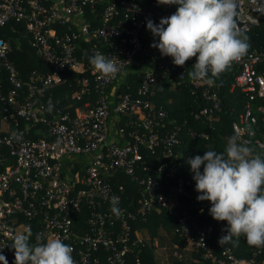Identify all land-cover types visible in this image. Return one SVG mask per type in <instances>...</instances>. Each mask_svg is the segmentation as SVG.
I'll use <instances>...</instances> for the list:
<instances>
[{
	"label": "built area",
	"instance_id": "built-area-1",
	"mask_svg": "<svg viewBox=\"0 0 264 264\" xmlns=\"http://www.w3.org/2000/svg\"><path fill=\"white\" fill-rule=\"evenodd\" d=\"M98 1L0 0V30L7 26L14 31L10 24L22 25L34 56L49 68L42 74L32 71L27 82H20L8 60L10 45L0 37V255L6 257L7 264H14L12 238L24 225H31L30 244L35 243L38 232L57 235L74 249L75 264H129L133 249L144 246L135 230L137 224L150 213L163 210L175 218L174 233L182 238L180 244L174 245V258L181 259V252L190 247L212 264H256L253 258L236 259L228 247L219 243L227 234L226 221L219 224L216 232V244L222 249L218 258L205 230H191L185 224V214L179 215L162 193L165 186L171 188L170 184L180 191L188 185L172 164L163 162L153 168L149 163L140 167L143 176L136 175L143 159L141 150L155 157L160 154L163 161L175 158L171 148L181 139L177 130H154L163 126L165 115L150 102V87L165 77L168 69L182 72L187 65L176 66L171 57L162 56L152 44H141L147 21L159 24V0H153L147 10L138 0H108L100 26L92 28L84 14L92 11ZM237 12V24L247 33L264 19V0H238ZM62 27L73 29L60 32ZM80 39L102 41L105 50L93 48L92 55L99 51L109 58L116 56L124 61L123 71L132 65L143 74L135 96L117 91L124 84L123 71L115 78L101 79L89 61L82 66L74 56L75 43ZM136 54L154 61L155 67L140 64L134 59ZM263 63L264 48L247 52L230 67L237 69L231 89H239L245 98L231 130L239 135L240 142L261 151L264 134H260L258 126L264 123V75L258 72V66ZM82 72L87 75L76 80V106L70 112L65 108L48 111L40 97L63 85L68 73ZM200 83L189 80L194 90ZM200 94L205 105L193 114L195 121L210 119L219 109L220 98L213 85L206 84ZM255 101L262 104L253 106ZM132 114L139 117L128 120L132 131L127 135L123 129L109 131V121ZM38 126H43L45 133L30 138ZM160 148L164 149L159 153ZM261 157L264 159V154ZM79 158L85 161L83 167H79ZM116 173L137 185L136 207L133 201L127 202V208L123 206L119 193L113 191L111 178ZM183 193L190 197L188 191ZM113 196L119 197V218L110 210ZM133 263L139 264L136 258Z\"/></svg>",
	"mask_w": 264,
	"mask_h": 264
},
{
	"label": "trees",
	"instance_id": "trees-1",
	"mask_svg": "<svg viewBox=\"0 0 264 264\" xmlns=\"http://www.w3.org/2000/svg\"><path fill=\"white\" fill-rule=\"evenodd\" d=\"M152 1L153 0H138V2L143 3L145 10L149 9V4ZM107 4L108 0H100L94 5L92 11L87 10L85 12V20L92 28L100 26L102 9ZM177 7L176 5L159 3L156 8V19L160 21L161 18L170 17L175 13ZM114 23H116V20ZM10 26H12V29H14L16 33L10 32V27L8 28L6 26L4 29L0 30V37L4 38L10 45L8 60L17 71L18 80L20 82H27L29 79L28 76L32 71L41 74L49 72V68L34 56L33 49L29 44L28 35L22 30V25L13 23L10 24ZM70 29L66 30L65 27H62L60 28V32L70 31ZM245 34L249 37L248 42L250 47L248 52L258 51L264 48V19L257 25L252 26ZM15 38H18L17 44L13 43V39ZM140 41L141 44L146 47L154 42L158 43L159 38L154 37L150 31L146 30L145 26ZM93 48L105 50L103 42L96 39H90L89 41L80 39L76 41L74 56L82 66L88 63L89 57L92 56L91 50ZM134 59L148 68L155 67L154 61H150L140 54H136ZM195 60L196 57H193L186 61L187 67L182 72L168 69L167 75L150 87V102L154 104L156 109L158 107L165 115L162 122L163 126L161 128L156 127L154 130L163 133H171L177 130L181 139L179 145L171 148V153L175 155V158L170 156L166 161H163L160 154L155 157L141 150L143 159L138 169L135 170V173L137 176H143L144 173L140 170V167L147 166L149 163L153 164V168L163 162L168 165L172 164L174 168H176V171L179 173L184 183H188V185H183V191H180L176 189L173 184H170L171 188L165 186L162 193L165 197H175L177 203L173 206V209L179 215L185 214V224L188 225L191 230L193 228H202L205 230L209 235V242L213 254L218 258L222 249L216 244V232L219 224L223 221L218 222L212 219L209 215L211 204L208 201H197V196L201 195V193L195 191V181L193 180L194 173L191 171L188 161L197 155L203 156L204 151L207 150H213L217 153L224 152L228 138L234 135L231 130V123L236 121L237 116L242 112L245 98L240 93L239 89H231L233 78L237 74V69L233 66L220 74L218 78H215L213 87L218 90L220 98L219 109L213 113L210 119L203 118L198 121L193 120V114L197 113L205 105L200 93L206 87V84L202 82L199 84L197 90H194L189 84L190 78L188 77V72L191 70V66ZM258 72L264 75V63L258 66ZM123 74L125 78L124 84L117 87V91L122 94L130 93L132 96H135L134 90L139 86L143 74L138 70L136 71L132 65L127 66ZM86 75L85 72L68 73L66 75L67 81L63 85H59L52 89L48 93L49 95L45 94L40 97L41 102L48 107V103L51 101L54 105L53 109L62 111L65 108V111L70 112L76 106V102L73 100V96L77 89L76 80ZM257 104H262V102L255 101L253 106ZM137 117H139V115L134 114L116 116V120L109 121V131L111 133H116L118 129H123L125 135H127L132 131V128L127 123L128 120L134 121L137 120ZM36 128L37 130L30 135L32 139L42 137L41 134L45 133V128L43 126H38ZM258 129L260 134H264V123H260ZM189 133H193V135L202 133L203 136L194 137L190 136ZM126 139L127 136L123 137V142H125ZM247 146L251 148L252 154L255 156L261 157V154H264V151L258 150L252 144ZM163 149L164 148L158 149V152L160 153ZM261 159L263 158L261 157ZM78 160L80 161L79 167H83L85 161L82 158ZM200 171L201 173L203 172V165ZM111 184L113 191L119 193L123 206L127 208L128 201H133L135 207L138 205V187L127 176L116 173L111 178ZM119 188H121V191H119ZM184 190L189 192V198L184 196ZM201 203H207V205H200ZM160 227L171 230L170 241L173 245L182 242V238L174 233V228L177 227L175 218L167 215L163 210L159 211V213H150L145 221L137 224L135 230L140 232L142 229H145L150 239H154L157 237V230ZM222 244L228 247L232 255L238 260L246 261L253 258L256 264H264L262 247L257 248L248 245L243 236L238 240L233 238L232 241ZM187 248L188 249L181 252V259L174 258L171 264H212L209 260L204 259L200 252L192 251L190 247ZM133 250L132 255L128 258L131 264H134V258L138 260L139 264H154L151 253L149 255V247L144 246L142 248L141 246ZM144 250L148 252L145 253Z\"/></svg>",
	"mask_w": 264,
	"mask_h": 264
},
{
	"label": "clouds",
	"instance_id": "clouds-1",
	"mask_svg": "<svg viewBox=\"0 0 264 264\" xmlns=\"http://www.w3.org/2000/svg\"><path fill=\"white\" fill-rule=\"evenodd\" d=\"M159 3L178 7L170 17L161 18L159 24L147 21L146 30L159 38L151 46L162 56L171 57L176 66L196 57L188 72L191 80L212 86L215 78L247 54L249 37L236 21L238 0H159ZM117 58L96 51L89 57V64L101 79H111L123 71L124 61ZM53 107L49 101L47 110ZM188 163L194 173L195 191L201 193L197 201L211 204L209 215L213 220L227 222V234L219 243L243 236L248 245L264 247V159L254 156L237 134L228 138L223 153L207 150ZM110 203L112 214L119 218L122 215L119 197L113 196ZM32 237L31 225H24L13 236L14 264H75L74 249L59 236L38 232L35 243L30 244ZM0 264H7L3 255Z\"/></svg>",
	"mask_w": 264,
	"mask_h": 264
},
{
	"label": "crops",
	"instance_id": "crops-1",
	"mask_svg": "<svg viewBox=\"0 0 264 264\" xmlns=\"http://www.w3.org/2000/svg\"><path fill=\"white\" fill-rule=\"evenodd\" d=\"M22 30L24 31L23 26H22ZM10 32H14V31L10 29ZM17 42H18V38L13 39L14 44H17ZM169 200L172 206H174L177 203L175 197L173 196H169ZM155 213H159V212H155ZM170 235H171V230H167L161 227L157 230V237L154 239H150L145 229H142L140 232L138 231V236L143 239L144 246L149 247V255L151 253L152 261L154 262V264H171V261L174 259L173 257L174 245L170 241ZM146 252L148 251H145V253Z\"/></svg>",
	"mask_w": 264,
	"mask_h": 264
},
{
	"label": "rangeland",
	"instance_id": "rangeland-1",
	"mask_svg": "<svg viewBox=\"0 0 264 264\" xmlns=\"http://www.w3.org/2000/svg\"><path fill=\"white\" fill-rule=\"evenodd\" d=\"M71 102V101H70ZM200 205H207V203H201ZM188 249L187 247L185 248V250Z\"/></svg>",
	"mask_w": 264,
	"mask_h": 264
}]
</instances>
